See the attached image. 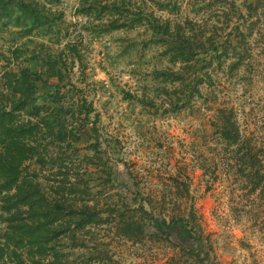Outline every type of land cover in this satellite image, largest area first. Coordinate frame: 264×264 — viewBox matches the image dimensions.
Listing matches in <instances>:
<instances>
[{"label":"rangeland","instance_id":"rangeland-1","mask_svg":"<svg viewBox=\"0 0 264 264\" xmlns=\"http://www.w3.org/2000/svg\"><path fill=\"white\" fill-rule=\"evenodd\" d=\"M36 1L53 27L28 35L24 28L29 21L19 26L0 18V77L16 46L25 50L26 56L39 50L50 54L64 68L60 95L53 101L59 117L68 128L80 124L85 115L77 112L86 100L93 106L87 125L98 129V139L78 140L58 152L68 162L58 174L69 172L72 182L79 176L90 177L94 189L109 196V200L100 196V206L120 194L131 202L138 191L146 207L159 216L173 211L185 216L194 213L217 264H264V184L254 189L245 179L247 173L241 169L244 164L238 160L236 148L218 139L211 118L217 103L207 85L201 87L202 96L179 109L181 85L161 73L181 65L171 61L168 44L153 25L134 23L130 28L106 30L108 12L86 13L92 0ZM132 1L135 8H144L146 14L154 12L162 22L174 23L180 14L182 20L204 17L195 11L194 0H178L181 13L161 11L152 0ZM236 2L245 10L244 0ZM255 15L264 20V6ZM259 26L264 28V23L258 22L253 35V40H263L254 47V67L242 66L226 82L221 77L220 90L225 93L221 102L236 107L242 132L253 140L255 152L264 160V35L256 33ZM58 82L52 78L40 84L39 95L45 96L41 103L50 102ZM91 158H98L100 164ZM27 164L31 172L53 176V171L41 170L34 159ZM117 219L115 213L110 216L94 238L102 247H109L120 264H183L187 258L189 243L176 232L162 239L128 241L120 235Z\"/></svg>","mask_w":264,"mask_h":264},{"label":"trees","instance_id":"trees-1","mask_svg":"<svg viewBox=\"0 0 264 264\" xmlns=\"http://www.w3.org/2000/svg\"><path fill=\"white\" fill-rule=\"evenodd\" d=\"M102 1L92 0L86 13L108 12L106 30L147 22L162 34L171 61L181 65L177 70L161 73L172 83L181 85L178 89L183 97L182 104H177L179 109L196 96H202L201 87L207 85L217 103L211 118L218 139L227 147L236 148L238 160L244 164L241 169L247 173L245 179L254 189L261 187L264 160L255 152L253 140L242 132L236 107L221 102L225 93H221L220 87L223 79L226 82L229 77L234 78L242 66L254 67V47L262 39L253 40V35L258 22L264 23L260 17L255 18V13L264 6V0H244L245 10L236 0H194L195 11L202 13L203 19L182 20L180 14L174 23L162 22L154 12L146 14L144 8H135L132 0H104L101 5ZM152 1L161 11L182 12L178 0ZM40 5L36 0H0V18L6 17L19 26L27 20L30 25L24 28L26 34L33 31L42 34L44 28L50 30L53 24L48 16L41 14ZM263 30L259 26L256 33L264 35ZM12 53L17 63L4 57L8 66L0 77V264H120L110 248L102 247L94 238L114 213L118 217L117 229L128 241L142 242L144 237L162 239L176 232L177 237L189 243L183 264H217L194 213L185 216L173 211L159 216L146 207L143 194L138 191L131 202L120 194L115 201L100 206V196L103 198L105 194L100 195L94 189L90 177L79 176L72 182L69 172L58 174L62 166L68 165L58 152L78 140L98 139L97 127L89 128L86 122L93 106L83 100L77 113L85 117H80V124L68 128L53 105L64 81L61 63L40 50L26 56L25 50L16 46ZM200 66L206 69L204 74ZM52 78L59 81L58 91L50 94L49 103H41L45 96L39 95L40 84L45 85ZM77 113H72L73 120ZM32 159L40 164L41 170L53 171V176L31 172L27 163ZM96 163L99 165L100 160ZM175 182L180 184L177 179ZM105 198L109 200L108 195Z\"/></svg>","mask_w":264,"mask_h":264}]
</instances>
